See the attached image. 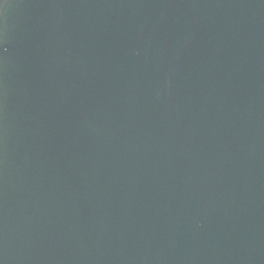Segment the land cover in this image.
I'll return each instance as SVG.
<instances>
[{
  "label": "water",
  "instance_id": "1",
  "mask_svg": "<svg viewBox=\"0 0 264 264\" xmlns=\"http://www.w3.org/2000/svg\"><path fill=\"white\" fill-rule=\"evenodd\" d=\"M0 264H264V0H0Z\"/></svg>",
  "mask_w": 264,
  "mask_h": 264
}]
</instances>
